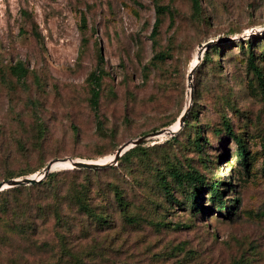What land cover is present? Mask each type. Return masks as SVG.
Wrapping results in <instances>:
<instances>
[{
	"label": "rangeland",
	"instance_id": "374dc122",
	"mask_svg": "<svg viewBox=\"0 0 264 264\" xmlns=\"http://www.w3.org/2000/svg\"><path fill=\"white\" fill-rule=\"evenodd\" d=\"M199 1L196 10L192 0H0V182L36 175L56 159L108 161L147 136L126 168L113 165L117 172L99 180L124 190L137 222L115 213L112 228H76L62 241L50 215L25 240L0 222V235L11 239L0 246V264H75L70 251L86 264H264V0ZM212 40L221 49L200 62L190 88L187 74ZM17 63L22 78L12 71ZM94 70L103 73L96 109L87 82ZM189 105L187 125L152 135L172 129ZM225 120L245 141L246 167ZM173 168L204 181L199 211ZM54 172L56 181L85 179L70 167ZM214 182L232 185L224 199L240 200L235 214L209 200Z\"/></svg>",
	"mask_w": 264,
	"mask_h": 264
},
{
	"label": "trees",
	"instance_id": "16d2710c",
	"mask_svg": "<svg viewBox=\"0 0 264 264\" xmlns=\"http://www.w3.org/2000/svg\"><path fill=\"white\" fill-rule=\"evenodd\" d=\"M192 2L193 7L199 10L200 1L192 0ZM160 24V17H157L152 31V37L154 39L159 33ZM219 49H221L219 44L208 48L207 52L203 54V63H207L211 59V51H218ZM157 57L162 58L165 56L161 54L154 58L158 59ZM254 59L255 57L251 53L248 59L250 67L254 66ZM102 60L103 57H100V61ZM255 70L258 79H262L261 72L257 69ZM12 71L16 73L18 78H22L26 73V69L21 63H17L13 66ZM102 80L103 73L98 70L92 71L87 79V82H89L91 86V106L94 109H96L99 104ZM193 117L196 118L197 116L193 115ZM187 124L188 121L184 123V126ZM224 127L226 133L231 136L237 144L238 159H240L245 167L248 166L249 152L243 137L237 135L230 123L226 120L224 121ZM205 143L206 141H201V137L195 140V146L198 149H202ZM141 148V145H137L123 154L117 163L119 169L122 167L124 168V166L126 168L128 166L126 162L130 161L133 154L141 151ZM107 168L95 170L72 169L74 172L72 174L84 175L85 179L82 182L56 181L59 172H52L41 182L34 185L18 186L0 192V222H11L10 230L13 233H17L21 237V240H25L34 237L40 228L46 225L49 220L48 216L50 215L54 218V227L61 241L65 238L66 232H72L76 228H79L81 233L90 231L101 232L112 228L114 224L113 215L115 213L122 215L124 222H137V217L132 215L129 211V202L124 190L113 182L108 183L106 187L103 186L102 182H99L101 174L110 171L117 172L116 167L112 166L109 169ZM34 172L35 171L18 175L17 177L29 175ZM171 174L181 187L184 188L186 184L192 186L190 191L187 189L184 190V192L186 193L191 210L199 211L197 202L199 201L200 190L204 185V181L201 177L195 172L182 173L174 168L171 170ZM8 178H13V176L7 177V179ZM93 179H95L94 181L97 186H94ZM158 180L160 183L159 185H162L164 189L168 190L166 179L162 174L158 177ZM223 185L227 186L226 184L214 182L206 187L209 190V200L213 206L217 208V211H228L230 208V215H233L238 210L240 200L234 198L228 201L227 205L224 194L226 190L231 189L232 185L228 184L226 190L220 188ZM67 210L74 211L80 216V219L68 220L65 215V211ZM10 240L11 239L5 235H0V246L9 247ZM68 254L72 260L74 259L75 264H86L85 260L75 252L70 251ZM88 256H94V254L89 253ZM102 256L105 257L106 255L103 254ZM235 264L244 263L241 261Z\"/></svg>",
	"mask_w": 264,
	"mask_h": 264
},
{
	"label": "water",
	"instance_id": "95a60500",
	"mask_svg": "<svg viewBox=\"0 0 264 264\" xmlns=\"http://www.w3.org/2000/svg\"><path fill=\"white\" fill-rule=\"evenodd\" d=\"M219 41L220 40H212V41H209V42L201 45V47L197 53V60L198 61L193 67L190 68V70L187 74V80H188V83L190 84V88H192L191 84L193 82L194 74H195L200 62L203 59L204 51L207 50L208 48H210L211 46L217 44ZM189 97H190V101H192V97H193L192 90L189 91ZM189 111H190V105L181 115V117L179 119V127L184 125L186 117L189 114ZM175 133H176V130L169 128V129L161 130L157 133H153L152 135H159V134L173 135ZM146 138H147V136H144V137L138 138L136 140H132L130 142L124 143L123 145H121L117 149V151L115 152L111 161L106 162V163H98V162H93V161H85V160H77V159L75 160V159H71V158L51 160L43 168V170L41 172L36 174L38 177L36 175H33L31 177H26L23 179H11V180L0 182V192L5 190V189H9V188H15L18 186H29V185H34L36 183H39L43 179H45L47 175L54 172L56 170V166L58 164H66L69 162L71 165L70 169H89V170L102 169V168H107V167L116 165L118 163L120 157L123 154H125L131 148H133L139 144H142L146 140Z\"/></svg>",
	"mask_w": 264,
	"mask_h": 264
},
{
	"label": "bare ground",
	"instance_id": "6f19581e",
	"mask_svg": "<svg viewBox=\"0 0 264 264\" xmlns=\"http://www.w3.org/2000/svg\"><path fill=\"white\" fill-rule=\"evenodd\" d=\"M198 61V60H197ZM197 61H195V63L193 64V66L197 63ZM192 66V67H193ZM179 127V123H177L174 127H172V129L173 130H175L176 128H178ZM112 158V157H111ZM111 160H108V161H93V162H98V163H106V162H110ZM64 167H70L71 168V165H70V163L68 162V163H66V164H58L57 166H56V169H58V168H64ZM38 177V176H37Z\"/></svg>",
	"mask_w": 264,
	"mask_h": 264
}]
</instances>
